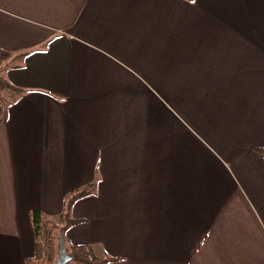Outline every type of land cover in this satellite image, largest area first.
<instances>
[{
  "label": "crops",
  "instance_id": "obj_1",
  "mask_svg": "<svg viewBox=\"0 0 264 264\" xmlns=\"http://www.w3.org/2000/svg\"><path fill=\"white\" fill-rule=\"evenodd\" d=\"M0 264L31 214L113 264H264V0H0Z\"/></svg>",
  "mask_w": 264,
  "mask_h": 264
},
{
  "label": "trees",
  "instance_id": "obj_2",
  "mask_svg": "<svg viewBox=\"0 0 264 264\" xmlns=\"http://www.w3.org/2000/svg\"><path fill=\"white\" fill-rule=\"evenodd\" d=\"M195 2V0H188ZM12 90L11 92L19 93L10 82L1 75L0 67V120L6 114V104L2 96L3 91ZM257 153L264 156V149L256 148ZM96 184H91L81 190L72 191L65 199V210L56 217H48L40 210H35L31 214V220L35 234L36 251L33 257L26 259L25 264H56L59 256L60 237L64 235L67 252L71 255L72 260L68 264H113L122 261V257H113L106 255L101 259L95 255L90 245L73 244L67 240L68 230L82 223V219H74L72 210L76 202L90 194V189L95 188ZM50 218H55L61 223L59 226H53ZM55 229L58 232H55Z\"/></svg>",
  "mask_w": 264,
  "mask_h": 264
},
{
  "label": "water",
  "instance_id": "obj_3",
  "mask_svg": "<svg viewBox=\"0 0 264 264\" xmlns=\"http://www.w3.org/2000/svg\"><path fill=\"white\" fill-rule=\"evenodd\" d=\"M71 260H72V257L67 252L65 237H64V235H61V237H60L59 256L57 258L56 264H68Z\"/></svg>",
  "mask_w": 264,
  "mask_h": 264
},
{
  "label": "rangeland",
  "instance_id": "obj_4",
  "mask_svg": "<svg viewBox=\"0 0 264 264\" xmlns=\"http://www.w3.org/2000/svg\"><path fill=\"white\" fill-rule=\"evenodd\" d=\"M10 90V89H9ZM10 91H12V90H10ZM50 220H51V222L53 223V224H51V225H53V226H59V224L61 223L59 220H57V219H55V218H50ZM55 232H58V230H56L55 229Z\"/></svg>",
  "mask_w": 264,
  "mask_h": 264
}]
</instances>
